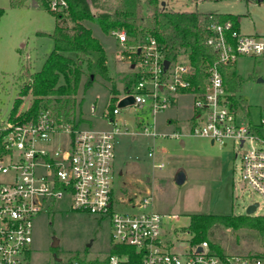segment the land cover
<instances>
[{
  "label": "built area",
  "instance_id": "built-area-1",
  "mask_svg": "<svg viewBox=\"0 0 264 264\" xmlns=\"http://www.w3.org/2000/svg\"><path fill=\"white\" fill-rule=\"evenodd\" d=\"M47 6L54 13L68 9L66 0H47ZM210 31L206 43L217 60L207 66L201 82L184 52L169 58L166 45L154 38L127 45L123 29L109 32L125 47L118 60L129 62L133 71L130 85L105 115L113 129L73 128L51 109L33 117L17 113L0 118V264H27L34 219L60 200L72 211L109 220L112 244L110 252L99 257L100 264H264V248L225 253L207 240L193 242L188 231V239L172 240L163 227L164 216L152 208L149 192L122 200L134 212L113 209L115 136L120 133L114 116L120 113L118 102L128 96L134 99L131 105L148 109L154 118L179 97L190 95L193 112L187 135L220 146L228 141L238 147L250 143L241 155L242 179L264 199V120H240L235 95L227 91L219 69L220 63L234 66L239 57H264V36L241 34L229 20L213 22ZM143 129L152 137L160 135L147 126ZM161 135L180 138L182 133Z\"/></svg>",
  "mask_w": 264,
  "mask_h": 264
},
{
  "label": "rangeland",
  "instance_id": "rangeland-1",
  "mask_svg": "<svg viewBox=\"0 0 264 264\" xmlns=\"http://www.w3.org/2000/svg\"><path fill=\"white\" fill-rule=\"evenodd\" d=\"M31 1L27 0V6L22 8L9 10L2 7L0 118L9 115L17 97V75L21 65H26L31 73L36 72L53 49L49 34L55 26V14L36 0L37 6H33ZM176 2L168 5L175 9L233 14L238 18L237 29L241 34L264 36V0ZM187 2H190L189 5H185ZM83 23L92 29L105 49L109 77H97L84 89V73L71 122L80 129L110 130L115 126L105 116L112 111L109 97L113 89L118 96L130 85L128 79L133 77V71L129 62L118 60V52L125 47L109 33H104L97 24L90 21ZM68 25L71 27V22ZM234 67L243 79L239 90L234 93L238 117L245 124H259L261 119L264 120V57H239ZM32 99L31 93L23 96L17 113L26 111ZM242 105L247 109L246 117ZM192 112V97L185 95L154 118L148 109H138L133 105L121 107L120 113L114 116L120 133L115 136L113 209L134 212L136 210L122 200L151 193L152 208L164 216L163 227L172 240L189 238L184 231H187L193 214L240 215L252 202L259 203L253 215L264 214V199L242 179L241 155L250 143L238 147L228 141L226 146H220L207 138L187 135ZM171 116L175 121L168 124L165 121ZM145 126L160 135L152 137L144 132ZM174 131L182 133L180 138L161 135ZM181 140L184 144L180 143ZM160 163L163 164L161 168L155 166ZM180 172L185 180L177 184L175 177ZM32 236L27 264H74L78 258L99 259L110 252L112 244L107 218L99 219L72 211L64 200L55 202L34 219ZM210 240L230 254L264 248V238L252 229L234 230L219 225L214 228Z\"/></svg>",
  "mask_w": 264,
  "mask_h": 264
},
{
  "label": "trees",
  "instance_id": "trees-1",
  "mask_svg": "<svg viewBox=\"0 0 264 264\" xmlns=\"http://www.w3.org/2000/svg\"><path fill=\"white\" fill-rule=\"evenodd\" d=\"M36 1L48 9L47 0ZM66 1L67 12L54 13L55 26L49 34L53 41V49L46 56L41 69L33 73L26 65H21L19 69L18 92L10 116L17 114L22 97L31 93L32 103L20 115L33 117L42 109H51L65 122L72 124L70 117L76 112V95L84 73V89H87L97 77H109L105 49L93 35L92 29L83 23L84 21L97 24L106 34L113 29H123L130 39L127 42L129 44H142L154 38L166 45L169 58L184 52L197 74L198 82L205 76L207 66L217 60L216 54L206 43L211 34L210 25L213 22L223 23L229 20L237 28L238 23L237 16L233 14L175 9L165 3V0ZM26 2L27 0H9L11 8H22ZM3 13L4 9L0 8V17ZM68 22H71V27ZM219 69L227 91L233 94L237 92L243 79L235 67L220 63ZM131 80L133 79H128ZM116 99L117 95L113 89L109 97L111 110ZM232 99L235 102V96ZM243 107L246 108L245 105ZM245 112L247 114V109ZM72 126L76 128V125ZM219 225L234 230L252 229L264 238V214H193L190 216L187 231L191 234L193 242L207 240L212 247L220 251V246L210 240L214 228ZM78 260L82 264H100L97 258Z\"/></svg>",
  "mask_w": 264,
  "mask_h": 264
},
{
  "label": "water",
  "instance_id": "water-1",
  "mask_svg": "<svg viewBox=\"0 0 264 264\" xmlns=\"http://www.w3.org/2000/svg\"><path fill=\"white\" fill-rule=\"evenodd\" d=\"M34 3L35 1L32 0ZM169 63L168 60H166L164 62L165 66H167ZM133 97L132 96H128V97H125L123 99H121L119 102H118V106L119 107H124L126 105H131L133 103ZM185 180V177H184V174L182 172L178 173L175 177V181L177 184H182ZM258 206V203H252V204H249L247 207H246V210H245V214L246 215H252L254 213V211L256 210V207ZM56 246V244L54 245Z\"/></svg>",
  "mask_w": 264,
  "mask_h": 264
},
{
  "label": "crops",
  "instance_id": "crops-1",
  "mask_svg": "<svg viewBox=\"0 0 264 264\" xmlns=\"http://www.w3.org/2000/svg\"><path fill=\"white\" fill-rule=\"evenodd\" d=\"M172 1H174V2H173L174 4H177L176 0H167V2L165 1V3L171 5V4H173ZM31 3H32L33 6H37L36 3H34L33 1H31ZM163 3H164V2H163ZM189 3H190V2H187V3H185V5H186V4L189 5ZM26 6H27V4H26ZM2 7H3V8H6V9H9V10L14 9V8H11V7H10L9 0H7V3L5 2V0H0V8H2ZM24 7H25V6H24ZM88 27H89V26H88ZM96 38H97V37H96ZM98 40H99V39H98ZM99 41H100V40H99ZM100 43H101V42H100ZM176 102H177V101H176ZM174 104H175V103H174ZM174 104H173V105H174ZM173 105H172V106H173ZM172 106H171V107H172ZM247 113H248V112H247ZM173 121H175V119H174V117L171 116V117H168V118L166 119L165 122H167L168 124H172ZM180 143H181V144H184V141L181 140Z\"/></svg>",
  "mask_w": 264,
  "mask_h": 264
}]
</instances>
